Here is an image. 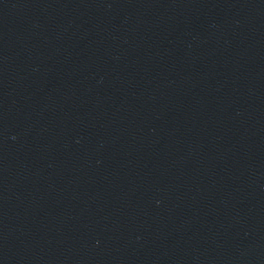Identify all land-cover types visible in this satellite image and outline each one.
<instances>
[{"label":"water","instance_id":"water-1","mask_svg":"<svg viewBox=\"0 0 264 264\" xmlns=\"http://www.w3.org/2000/svg\"><path fill=\"white\" fill-rule=\"evenodd\" d=\"M0 264H264V0H0Z\"/></svg>","mask_w":264,"mask_h":264}]
</instances>
